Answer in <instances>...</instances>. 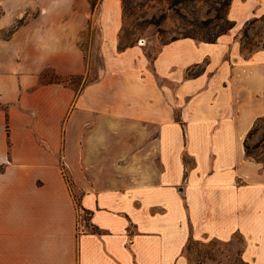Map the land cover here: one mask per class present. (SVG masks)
Wrapping results in <instances>:
<instances>
[{"label": "crops", "instance_id": "1", "mask_svg": "<svg viewBox=\"0 0 264 264\" xmlns=\"http://www.w3.org/2000/svg\"><path fill=\"white\" fill-rule=\"evenodd\" d=\"M0 7V264H191V239L237 234L242 260L264 264V162L245 146L264 116V44L241 42L264 0H231L228 31L175 37L151 61L118 48L122 0ZM90 21L99 78L79 92L45 80L86 72Z\"/></svg>", "mask_w": 264, "mask_h": 264}, {"label": "rangeland", "instance_id": "2", "mask_svg": "<svg viewBox=\"0 0 264 264\" xmlns=\"http://www.w3.org/2000/svg\"><path fill=\"white\" fill-rule=\"evenodd\" d=\"M230 3L231 0H122L123 22L118 48L139 45L142 57L151 61L163 43L175 37L191 35L203 40L216 38L223 29L228 31ZM10 31L11 27L4 30L3 35ZM101 41L99 26L90 21L80 38L86 53L87 70L67 79L75 88L101 75L105 64L100 50ZM241 42L245 52L254 51L264 44V16L251 18L245 23L241 30ZM200 69V66L192 68L190 73ZM55 76L56 73L49 69L47 78ZM246 142L250 155L264 162V116L256 119ZM74 193L79 202V191ZM82 212L88 222V213ZM242 245L243 238L237 234L231 242L191 239L185 251L191 264H247L240 255Z\"/></svg>", "mask_w": 264, "mask_h": 264}, {"label": "trees", "instance_id": "3", "mask_svg": "<svg viewBox=\"0 0 264 264\" xmlns=\"http://www.w3.org/2000/svg\"><path fill=\"white\" fill-rule=\"evenodd\" d=\"M100 1V0H99ZM99 1H97V0H92L91 2H92V4H93V6H95ZM23 21V18L22 19H19V21H18V23L16 24V25H14V26H12L11 27V30H13L17 25H19L21 22ZM235 24V21L234 20H232V19H230L229 20V25L226 27V30H228V29H230L233 25ZM11 32V31H10ZM223 32H225V30L223 29L219 34H221V33H223ZM218 34V35H219ZM217 35V36H218ZM217 38V37H216ZM216 38H209V39H207V40H215ZM252 49H250V51H251ZM49 69L50 68H47V69H45L44 71H43V77H44V79L45 80H60V81H64V82H67L68 83V81H67V79L69 78V77H72V76H74V75H78V74H69V75H59V74H57L56 73V76L55 77H50V78H47V75H48V73H49ZM55 72V71H54ZM86 83H82V85H81V87H79V88H76L77 89V91L79 92L82 88H83V86L85 85ZM252 132V130L250 131V133ZM245 146H246V151H247V153L248 154H250L249 153V149H248V144H247V142H245ZM93 229L94 230H99V228L98 227H96V226H93Z\"/></svg>", "mask_w": 264, "mask_h": 264}, {"label": "built area", "instance_id": "4", "mask_svg": "<svg viewBox=\"0 0 264 264\" xmlns=\"http://www.w3.org/2000/svg\"><path fill=\"white\" fill-rule=\"evenodd\" d=\"M82 211H84V210H81V209H80L79 218H80V220L84 223V221H86V218H85V216H84V214H83ZM82 227L85 228V225H83ZM84 228H83V229H84ZM81 229H82V228H81Z\"/></svg>", "mask_w": 264, "mask_h": 264}]
</instances>
